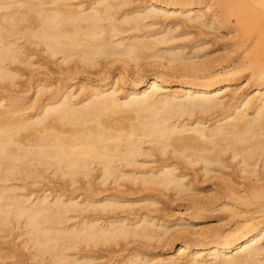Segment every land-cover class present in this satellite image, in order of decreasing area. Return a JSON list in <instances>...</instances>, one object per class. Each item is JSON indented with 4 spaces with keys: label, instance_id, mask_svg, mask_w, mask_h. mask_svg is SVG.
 I'll use <instances>...</instances> for the list:
<instances>
[{
    "label": "bare ground",
    "instance_id": "obj_1",
    "mask_svg": "<svg viewBox=\"0 0 264 264\" xmlns=\"http://www.w3.org/2000/svg\"><path fill=\"white\" fill-rule=\"evenodd\" d=\"M204 1L0 0V238L14 229L22 238L0 242V264H96L103 248L176 238V255L155 262L157 256L131 250L113 262L264 264V61L250 62L255 89L240 93L230 87L250 69L244 56L210 71L198 52L208 41L187 53L174 43L175 28L188 23L239 34L232 38L238 48L263 47L264 0ZM47 58L68 73L104 72L115 62L135 71L153 62L163 72L133 76L126 91L118 77L81 84L76 95L70 85L19 83L24 67L43 68ZM172 83L178 89L169 90ZM190 168L242 181L225 182L221 191L197 188L185 180ZM53 176L62 184L49 189ZM158 190L188 200L190 222L159 215L151 193ZM135 193L138 199L128 198ZM217 209L232 219L209 233L201 220Z\"/></svg>",
    "mask_w": 264,
    "mask_h": 264
},
{
    "label": "rangeland",
    "instance_id": "obj_2",
    "mask_svg": "<svg viewBox=\"0 0 264 264\" xmlns=\"http://www.w3.org/2000/svg\"><path fill=\"white\" fill-rule=\"evenodd\" d=\"M207 1L209 2V0H207ZM207 1L205 0L204 3L202 4V6L205 5V2H207ZM185 24H183V25H185ZM187 24H186L185 27L182 26V25H179L180 27L178 28V26H177V28L180 31L177 28H175V31L177 33L178 32H180V33H178V36L176 38V41L174 40L175 41L174 43L179 44V45L183 44L184 47H186L184 52L187 53V51L189 52V47H191V46H193L195 44H199L201 41L202 42L200 44H203L204 41H208L209 44H206L205 46H203V48L200 49V51H198V52L201 53V54H204V56L202 57L204 61H207V59H208V61H210L209 67L212 66L210 71H212L213 69H216V68H220L221 66H224L227 62H229V60H231V58H238V59L240 58L241 59L244 56V59L246 60L247 64L250 65V69L240 70L236 74V76H240L239 79L236 82H232V85H231L230 88L232 90H234L236 92H240V93L252 92L255 89V86H254L255 82H257L256 74L255 73L253 74L252 70H255L257 68L254 66V64L253 65L250 64V62H252V60H256L257 58H259L260 61H264V46L263 47L254 48V49L250 48V47L248 49H246L245 47L238 48V47H236V45L234 43H235L237 37H239V34H237V37L235 36L236 34H234V33H232V34H234V36L232 34L226 36L225 34L221 35V34L217 33L216 30H212L213 31L212 32L211 30L208 29L207 30L208 32H207V31H205L206 29L204 28L205 30L201 31L202 28H199L200 29L199 30L198 27H195V26L193 27L190 24H189V26H187ZM251 24L253 26H255V23H251ZM155 27H157V26H155ZM228 27H229V25H227V28ZM232 27H234L233 24H231L229 28H232ZM186 31L189 34H187ZM214 31L218 35L214 34ZM183 33H185L184 35H186V36H184V35L182 36ZM203 33H207V35L203 34ZM232 38L233 39L236 38V39L233 40ZM195 40H200V41H198V43H197V41H195ZM191 44H193V45H191ZM36 54H38V53H36ZM39 56H40V58H39ZM36 57H38V58H36ZM204 57H206V59ZM33 58L34 59H41V61H42L43 57L38 54L37 56L35 55ZM45 62L47 64L45 63L43 68H42V65L41 66L38 65V63L35 64L34 66L24 67V70H26V71H24V75H22L23 77L21 76L19 78V80H20L19 83L21 84V82H22V84H23V82H24V84H30L31 82H34L35 80L36 81L42 80L41 82H45V81L48 82V83L50 82L51 87L53 88L52 90H54V89L56 90L58 88H63V86L70 85V86H72V87H70V89L73 88L72 92H74V94H75V93H79L80 92L79 87H80L81 84L85 88V87H88L90 85L101 84V83L109 80L110 78L114 80L115 77H118L116 79L118 81V85L119 86L121 85L120 86L121 89H124L122 91H126L128 89V86H127L128 85V81L130 82V80L133 78V76H134V78H135V76H136V78L141 77V76L148 77V76L153 75V74H161V71L163 72V69L157 68L155 65H153V62H151L152 63L151 65L148 64V63L143 64V66H141L142 70L138 69L136 71H135V68H133V67L130 68L129 67L130 65H127V66L124 65L125 66V68H124V67H122V63L120 64V62H117V63L115 62L114 64H106L105 66H107V65L108 66L104 67L105 71L103 72V70H100L101 72L99 71V73L96 72V70H94V69H92L90 71H82V70H80L79 72L76 71V72H69L68 73V72H64V71L59 70L58 67H56L57 65H54V63H53L54 60H52V58H50L48 60H45ZM252 63H254V62H252ZM71 65L72 64H69V66H71ZM62 68H64V66ZM138 71H140V72H138ZM89 72H91V73H89ZM120 72L122 74H125V80L128 79L127 83H122L121 81H119V79H120L119 76H121V74H119ZM171 77H172L173 80H176V79L180 78L179 76H172V75H171ZM174 77H175V79H174ZM186 78L190 79L191 76H186ZM178 86H177V84L172 83L171 85L167 86V88L169 87L168 88L169 90H172V89L174 90L175 88L178 89ZM29 88H30V85H29ZM262 90L263 89H261V91ZM29 94L31 96L30 95H28V96L31 97V98L35 97V93H33L32 89L29 90ZM27 101H28V99H27ZM27 101H25V102H27ZM145 164H150V163L147 162ZM194 169L195 168L188 169V171L186 173L189 176H186L185 180H188V178H189L188 181H190V183L192 185H194L195 187H197V188H206L207 187V189H209V190L217 188L218 190L221 191V190L224 189V185L225 184H223V183H225V182L226 183H230V184H233V183L234 184H238V183H240L239 181H242L241 178H239V177L238 178L237 177L233 178V176H230L231 179H233V180H231L229 177H225L222 174H216V176L215 175H202L200 171L197 170L198 172H196V170H194ZM234 179H235V181H234ZM49 182L50 183H48V184H51V186L48 185V186L51 187V188L49 187V189H53L55 187H58V184H59V186H61V184H62L61 183L62 181L59 180L58 178H56V176L50 177V181ZM53 184H54L55 187L53 186ZM126 184L129 186V181H126L124 186H126ZM131 185H132V188H134V191H135L136 187H134V186H136V185H133V184H131ZM109 186H111V185H109ZM215 186H218V187H215ZM99 187H101V186H99ZM102 187H103V185H102ZM129 187H131V186H129ZM91 188H93V187H91ZM105 188H106V186H105ZM124 188H126V187H124ZM124 188L121 187L122 190ZM106 189H109V187L106 188ZM124 190H127V188L124 189ZM101 192L102 191H100V193ZM102 193L105 194L107 192L104 193V191H103ZM151 193L153 194L154 197H156V198L158 197L157 199L159 200V203H160V204L159 203L156 204V206H155L156 208L155 207L154 208L155 209H157V208L160 209L161 213L158 212L159 215L160 214L163 215V218L166 219V220L168 219L169 221H171L173 223L177 222L179 224L183 223L184 225H186V222H190V218H192L193 215L195 214V212L189 206V204H188L189 201L188 200H185V198H177V196L173 195V193L171 191H166L165 190V191H160V193H159V190H158V191H154V193L152 191ZM202 193H205V191H203ZM158 194H159V196H158ZM133 195H129L128 198H130L132 200H136V198L137 199L139 198V197H137L138 196L137 193H135ZM137 203L134 206L135 208H139L138 206L140 204H142L143 202H139L138 204ZM207 212H206L207 217L204 218L203 220H201V224L203 225V227L205 229L209 228L208 230L211 231L209 233L217 232L220 229L221 230L222 229L225 230L226 229V223L229 222L232 219L230 217L231 213L229 214V211H222V210L217 209V210H212V211H207ZM158 213H156V215ZM257 215H260V214H257ZM259 218H261V216H259L258 219ZM221 226H223V227H221ZM185 227L188 228V229H193L194 228V227H190V226H185ZM213 229H215V230H213ZM13 233H14V236H13ZM9 234H11V235L10 236L7 235L6 237L0 238V242L2 240H4L5 242L8 241V242H6L7 245L9 243L12 244L13 242L14 243L16 242L15 245H18L22 238L21 237H17L18 239L16 238V236H15L16 235V229H14ZM179 236H180V238L184 237L183 235L176 234V237H179ZM186 237L187 238H195L196 236L187 235ZM15 238H16V240H15ZM178 239L176 238L173 243L167 242V243H164V244L163 243H158V242L154 243L153 241L146 242V243L145 242L143 243V242H140V241H135V242L131 241L132 243L129 242L127 244L128 248L125 251H120L119 250L117 252V250L119 249V247H118V248H115V252L113 250L111 253L108 252V251H105V249L103 248L102 251L101 250H99V251L101 252V254L102 253L104 254L105 258L104 257L101 258L103 260L97 259L96 260L97 261L96 264H104V263L105 264H113L114 260H118V259L123 258L124 255H126L127 253H130L131 250H134V251L139 250V251H142V252H146L147 254H149L150 257L155 255V256H157V259H155V262H156V261H158L160 259H165L166 257L168 258L170 255H176L177 254L176 247L178 246V243L180 242V239L179 240ZM17 242H18V244H17ZM149 243H151V244L153 243L154 245L152 244L150 246ZM146 244H147L148 247L146 246ZM159 244H160V246H159ZM134 245H136V247ZM155 245H158V246L154 247ZM137 246H138V248H137ZM17 247H18L17 250L19 252H21L23 255H25V253H26V252H24L25 249H23V250L20 249V246H17ZM146 249H148V250L146 251ZM99 251L97 252V254L100 253ZM160 256H161V258H160ZM114 257L115 258L118 257V259L117 258L115 259ZM98 262H100V263H98ZM107 262H109V263H107ZM25 263H31V261L30 262L26 261Z\"/></svg>",
    "mask_w": 264,
    "mask_h": 264
}]
</instances>
